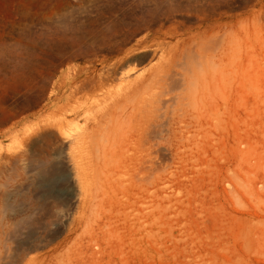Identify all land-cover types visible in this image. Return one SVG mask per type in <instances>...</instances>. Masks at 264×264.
<instances>
[{
    "label": "rangeland",
    "instance_id": "obj_1",
    "mask_svg": "<svg viewBox=\"0 0 264 264\" xmlns=\"http://www.w3.org/2000/svg\"><path fill=\"white\" fill-rule=\"evenodd\" d=\"M216 1L213 16L231 26L216 38L218 75L191 102L180 72L194 52L181 57L175 33L195 14L133 25L124 42L120 31L112 53L85 33L93 53L50 62L28 57L50 27L117 28L139 0H0V264H264V0ZM159 25L160 45L131 51ZM109 56L122 76L74 89L75 75ZM19 62L31 69L15 70ZM135 84L156 121L148 157L127 143ZM211 105L195 135L168 129L182 106L205 114Z\"/></svg>",
    "mask_w": 264,
    "mask_h": 264
},
{
    "label": "bare ground",
    "instance_id": "obj_2",
    "mask_svg": "<svg viewBox=\"0 0 264 264\" xmlns=\"http://www.w3.org/2000/svg\"><path fill=\"white\" fill-rule=\"evenodd\" d=\"M218 5L219 3L216 0H204V1L139 0V2L135 6H133L132 9L129 10L128 18H123L119 22L120 27L117 28L111 26L106 30L99 32L97 29L94 28L84 31L78 25L69 26L67 29L66 28L63 29L62 27L61 28L56 27V25L54 26L55 28L53 29L52 27H50L49 29L50 31L48 32L47 30L48 33L46 32L47 34L46 38H49L50 40L46 43L45 46H43L42 44L43 41L41 42V46L40 44L33 43L35 47H37V50H35V48L32 52L30 50L28 57L30 58V60H32L34 57L39 56L37 54L39 52V54H41L43 57L45 58L49 57V59L51 58L50 62H52V60L57 59L56 57L63 56L67 50L69 51L73 50L74 59H78L82 54L88 52H90L91 54L93 53L91 51H94V49H96L95 48L96 43L95 42L87 43L85 41V36H86L85 33L95 36L100 34L101 37L99 38H102V44L104 46H107L109 48V52L112 53L115 46H114L113 38L111 37H114V34L116 35L120 31L121 32L123 30L127 31L126 33H124L122 37L123 38L122 41L124 42L127 40L126 38H128L129 35L131 36V34L137 30L136 28L137 26L146 25L148 27H151V25L157 24L159 20L167 18L168 16L171 15H175L177 13L195 14L198 18L197 24L194 27H189L180 33L176 32L175 34L180 37L179 41L177 42V47L180 48L181 50V57H185V56L188 57L191 55V53L194 52V55L192 57H188V58L186 57L187 58L186 60L185 58L181 60V62H184L183 65L186 66H189L192 60L193 63L191 66L188 67L189 70H187V72H180L183 85L192 86L191 91L181 92L180 97L181 98L187 97L191 100V102L192 101L196 102L198 100L199 95H201L202 97L203 90L205 88L209 89V86H211L210 83L214 81L215 76L218 75L214 67L216 62L215 58L217 55L216 52L219 50V43L216 40V38L218 37V33L223 27L231 26V20L229 18L219 19L213 16L215 14V10L217 9ZM205 15L209 17V20L207 22H205L204 20ZM133 25H135L136 27H132L131 29V26ZM166 31L168 30L162 28V25H159V27L154 30L155 34L149 37L150 39L148 40L146 39L142 43H139V46L132 48L131 51H136V53L138 54H148L153 47H157L158 45H160L161 39L163 38V36H161L160 33ZM38 40L40 41V39ZM29 45H26V49H28ZM55 47L56 49L59 48V50L55 51L57 52L56 54H53L51 51H54L53 48ZM184 53L185 56L183 55ZM42 56L40 57V60L42 59ZM53 56L55 57L53 58ZM111 57L112 56L98 59V61L95 64L100 65L99 69H94L93 67L95 66L91 65V66H87L88 71L85 68V71L83 72L84 74L83 77L78 78V76L75 75L74 89L75 90L85 89V88L95 89L101 86L104 80L111 79L117 72H119L120 75L123 74V71L119 69L121 68V63L114 60L112 61ZM28 64L30 65V63ZM28 64L22 62L20 64L19 62L18 65H16L15 70L20 71L26 69L27 67L30 68ZM45 65L43 64L42 68ZM35 69L37 70L39 68H35ZM42 73L43 71H37L34 77H39L41 76ZM46 73L48 75V72ZM64 73H66V71ZM27 75H29V73ZM26 78L28 80V77ZM31 80H28L27 82L31 83L30 82ZM134 80L135 78L127 79V81L125 80V83H123V87L124 89H126V91L129 89L131 85H133ZM24 82L26 83V81ZM144 82L145 80L143 81V83ZM137 85L138 84H135L133 89L129 90L130 93L125 92V94L129 93V96H131L130 98L132 100V105L134 107L132 111V114L134 115L133 117L134 121L131 123L130 135L128 137L127 143L129 145L131 144L132 146L134 145L138 147L139 149L144 151L146 153V157H148L150 155V151L152 148V138L154 137L153 134H155L156 131L155 128L156 121L154 119L153 111L151 108V98L149 97V95L146 96L137 95L136 92ZM145 85L148 89L151 84L150 82H147ZM27 87H29V84ZM201 88L203 90H201ZM204 98L207 99L209 103L212 102V100L210 99L211 98L210 93L205 94ZM117 101L118 100L116 99L112 103H109L108 107L109 106L114 107ZM210 107H212V105L209 106L208 109H206V113L203 114L200 112H193L187 110V108L185 109V107L182 106L180 108V112L177 113V115L173 116L168 121V129L175 134H179L180 136H187V138L188 136L191 137L195 135L196 133L201 131L200 130L201 127L199 126L203 123V119H200L201 115H203L206 118V120H208V122H211V109H209ZM134 110H136L137 113H135ZM130 163H131V167L136 166V163L132 161V159ZM146 163L148 164V166L146 167V171H145L146 172L145 180L149 181L148 159H146Z\"/></svg>",
    "mask_w": 264,
    "mask_h": 264
}]
</instances>
